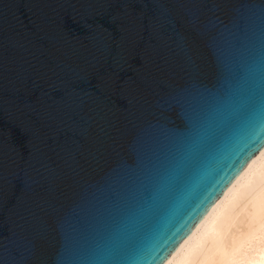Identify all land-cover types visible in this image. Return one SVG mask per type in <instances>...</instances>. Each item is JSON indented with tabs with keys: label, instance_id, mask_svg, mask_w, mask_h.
Returning a JSON list of instances; mask_svg holds the SVG:
<instances>
[{
	"label": "water",
	"instance_id": "obj_1",
	"mask_svg": "<svg viewBox=\"0 0 264 264\" xmlns=\"http://www.w3.org/2000/svg\"><path fill=\"white\" fill-rule=\"evenodd\" d=\"M264 147V0H0V264H164Z\"/></svg>",
	"mask_w": 264,
	"mask_h": 264
},
{
	"label": "bare ground",
	"instance_id": "obj_2",
	"mask_svg": "<svg viewBox=\"0 0 264 264\" xmlns=\"http://www.w3.org/2000/svg\"><path fill=\"white\" fill-rule=\"evenodd\" d=\"M164 264H264V147Z\"/></svg>",
	"mask_w": 264,
	"mask_h": 264
}]
</instances>
